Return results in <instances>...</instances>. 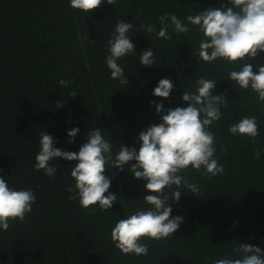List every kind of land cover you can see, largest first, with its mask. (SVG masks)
I'll return each mask as SVG.
<instances>
[{
    "label": "trees",
    "instance_id": "trees-1",
    "mask_svg": "<svg viewBox=\"0 0 264 264\" xmlns=\"http://www.w3.org/2000/svg\"><path fill=\"white\" fill-rule=\"evenodd\" d=\"M227 0H117L103 2L85 14L69 6V0H0V177L12 189H30L36 197L32 212L23 222H10L0 229V264H214L215 260L236 257L240 243L264 251V103L251 90H243L227 79L240 62L211 64L198 61L203 34L189 24L188 33L171 40L156 39L141 25L154 24L161 15L174 13L187 23L188 15L216 8ZM118 20L132 22L129 39L135 52L118 60L127 84L110 78L105 63L107 41ZM88 35L89 39H84ZM151 48L156 64L141 66L139 56ZM253 71L264 64V52L249 59ZM217 80L213 95L225 94L228 106L210 128L216 139L215 158L223 165V175L209 178L189 168L180 173L198 185L200 197L182 188L179 202L169 200L172 216L183 222L169 238L142 240L148 245L145 256L123 255L111 239L115 223L137 210H147L145 180L136 179L128 168L106 169L111 179L108 192L118 199L112 208L82 209L69 186L74 161L57 157L49 163L57 171L53 177L36 171L39 134L54 137V147L78 152L90 129L98 128L112 144L113 157L120 145L139 150L138 135L161 123L164 109L187 107L183 91H194L199 77ZM162 78L172 81L169 97L153 95ZM71 81L68 87L58 83ZM76 92L72 97L70 94ZM62 104L61 107H58ZM246 116H256L257 143L233 136L229 125ZM78 127L74 142L68 131ZM260 150L259 159L255 152ZM111 167V164L107 165ZM171 189L165 193L171 198ZM108 193H105L107 195Z\"/></svg>",
    "mask_w": 264,
    "mask_h": 264
},
{
    "label": "clouds",
    "instance_id": "clouds-1",
    "mask_svg": "<svg viewBox=\"0 0 264 264\" xmlns=\"http://www.w3.org/2000/svg\"><path fill=\"white\" fill-rule=\"evenodd\" d=\"M103 2L105 0H69V6L87 14ZM106 3L114 6L117 0H106ZM157 19L161 25L158 31L154 24L141 25L140 28L155 33L156 39L171 40L169 28L179 35L190 31L189 24L197 26V30L203 34L197 60L209 64L217 60L228 64L239 61V70L229 71L227 79L243 90L251 89L258 101L264 103V64H258V71L254 72L253 65L247 62L264 52V0H227V3L219 7H207L198 14L188 15L187 23L182 22L174 13L161 15ZM133 27L132 22L118 20L107 41L105 63L110 78L119 80L122 85L127 84V79L118 60L135 52V45L128 36ZM84 39H89L88 35ZM139 62L141 66L155 65L153 50H144L139 56ZM216 81L203 76L197 78L194 91H183L182 100L189 102L187 107L165 110L162 103L150 101L155 104L157 114L162 111L167 114L161 115V123L153 124L139 133V150L121 144L113 157L112 144L96 127L88 131L87 140L78 152L54 147V137L46 131L41 132L34 169L43 170L45 175L53 177L57 169L49 163L51 160L60 157L74 161L70 175L75 184L70 185L68 190L75 194L69 198L78 199L82 209L98 207L103 212L112 208L118 199L117 195L108 192L111 179L105 175L106 169L117 168L122 171L128 162L135 161L128 171L136 179L145 180V189L155 194L143 198L144 203L150 206L147 210H137L115 223L111 239L121 254L145 256L148 254V245L142 243V240L167 239L183 222L182 216L171 215L172 208L165 206L166 202L171 200L178 203L184 192L182 188L200 197L197 195L200 191L198 185L180 173L189 168L196 172L203 169V175L209 178L224 173L223 165L215 158L216 139L210 128L221 119L222 107L228 106V99L223 93L212 94ZM58 83L68 87L71 81L60 79ZM173 87L170 79L162 78L153 89V95L167 98ZM76 95V92L70 94L72 97ZM79 131L78 127L68 131L69 143L74 142ZM228 132L233 136L248 137L252 144H256L259 135L256 116L241 118L237 123L229 125ZM260 154V150H257L255 157L259 159ZM109 164L110 168L107 167ZM173 185L176 188L170 198L165 189H171ZM35 202L32 190L12 189L0 177V229L7 231L10 222L17 219L23 222L25 216L32 212ZM232 251L236 257L217 259L214 264H264V251L258 246L240 243Z\"/></svg>",
    "mask_w": 264,
    "mask_h": 264
}]
</instances>
